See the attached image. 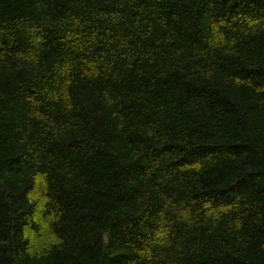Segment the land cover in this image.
I'll use <instances>...</instances> for the list:
<instances>
[{
    "label": "trees",
    "instance_id": "16d2710c",
    "mask_svg": "<svg viewBox=\"0 0 264 264\" xmlns=\"http://www.w3.org/2000/svg\"><path fill=\"white\" fill-rule=\"evenodd\" d=\"M0 264H264V0H0Z\"/></svg>",
    "mask_w": 264,
    "mask_h": 264
}]
</instances>
